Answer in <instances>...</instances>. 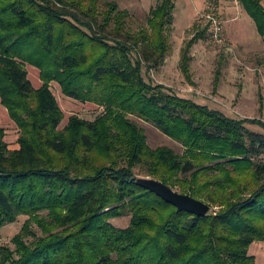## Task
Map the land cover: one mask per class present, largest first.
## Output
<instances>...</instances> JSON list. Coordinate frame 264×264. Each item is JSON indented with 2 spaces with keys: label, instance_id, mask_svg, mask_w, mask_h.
Segmentation results:
<instances>
[{
  "label": "trees",
  "instance_id": "trees-1",
  "mask_svg": "<svg viewBox=\"0 0 264 264\" xmlns=\"http://www.w3.org/2000/svg\"><path fill=\"white\" fill-rule=\"evenodd\" d=\"M175 1L158 0L148 27L130 32L129 13L114 2L0 0V102L20 129L10 151L0 128V229L28 216L14 248L0 246V264H255L248 250L264 241V134L245 123H264L228 118L141 75L170 51ZM238 2L264 39L261 0ZM203 34L182 50L188 82L189 50ZM26 66L39 70L40 88ZM53 81L105 113L91 122L72 116L61 129ZM129 115L184 153L148 148ZM136 167L220 209L177 211L135 184ZM125 214L130 224L116 228L111 219Z\"/></svg>",
  "mask_w": 264,
  "mask_h": 264
},
{
  "label": "rangeland",
  "instance_id": "rangeland-1",
  "mask_svg": "<svg viewBox=\"0 0 264 264\" xmlns=\"http://www.w3.org/2000/svg\"><path fill=\"white\" fill-rule=\"evenodd\" d=\"M109 2L117 3L120 10L129 13L126 29L130 32L148 27V14L159 3L158 0H99L98 4L102 8L103 4ZM210 2L217 4L218 16L222 19L224 40L221 44H213L208 41L205 33L191 45L189 73L192 82H188L180 67L182 50L188 41L198 35V31L203 30L197 23ZM261 2L264 6V0ZM201 4H205L204 7L196 12L195 20L190 22L195 6ZM176 5L175 23L168 31L170 51L160 67L142 70L144 81L162 85L181 97L192 99L195 103L221 112L228 118L255 119L264 123V39L257 31L253 18L247 14L238 0H176ZM26 67L33 87L40 88L43 81L40 80L39 70L34 66ZM50 91L63 113L61 129L72 116L91 122L105 113L104 107L76 101L66 96L58 82H51ZM128 119L135 122L145 134L148 148L169 147L177 155L184 153L185 147L166 133H162L150 121L143 120L137 115H129ZM245 127L264 134V129L258 124L247 122ZM0 128L5 131L3 138L8 150L18 149L20 129L1 102ZM261 158L264 160V153ZM134 173L136 176L148 177L139 174L137 167ZM174 190L181 192L178 189ZM200 201L205 203L203 200ZM210 207V211L220 209L219 206ZM27 218V215L19 216L14 223L0 229V246L14 248L12 238L21 230ZM130 218V214H125L111 220L116 228L123 229L130 224ZM33 233L36 236L41 235L35 225ZM248 255L255 258V264H264V241L252 242Z\"/></svg>",
  "mask_w": 264,
  "mask_h": 264
},
{
  "label": "water",
  "instance_id": "water-1",
  "mask_svg": "<svg viewBox=\"0 0 264 264\" xmlns=\"http://www.w3.org/2000/svg\"><path fill=\"white\" fill-rule=\"evenodd\" d=\"M132 180L140 187L154 192L164 202L172 204L177 211H186L197 217H204L211 209L209 204H205L194 197L192 198L188 194L177 192L155 178L136 176Z\"/></svg>",
  "mask_w": 264,
  "mask_h": 264
},
{
  "label": "built area",
  "instance_id": "built-area-1",
  "mask_svg": "<svg viewBox=\"0 0 264 264\" xmlns=\"http://www.w3.org/2000/svg\"><path fill=\"white\" fill-rule=\"evenodd\" d=\"M199 28L205 30L208 41L213 44H221L224 40L222 19L218 16L217 4L208 3L198 21Z\"/></svg>",
  "mask_w": 264,
  "mask_h": 264
},
{
  "label": "crops",
  "instance_id": "crops-1",
  "mask_svg": "<svg viewBox=\"0 0 264 264\" xmlns=\"http://www.w3.org/2000/svg\"><path fill=\"white\" fill-rule=\"evenodd\" d=\"M175 5H176V1H175ZM205 5V4H204ZM204 5H202L201 4V6H195V8H194V11L192 12V17L190 18L191 20H190V22H193L195 19H194V17L196 16V12L198 11V10H201V8H203L204 7ZM176 7H177V5H176ZM176 10V9H175ZM175 15L173 14V24L175 23ZM173 24H172V26H173ZM189 25H190V23H189ZM172 28V27H171ZM170 28V29H171ZM164 63V62H163Z\"/></svg>",
  "mask_w": 264,
  "mask_h": 264
},
{
  "label": "bare ground",
  "instance_id": "bare-ground-1",
  "mask_svg": "<svg viewBox=\"0 0 264 264\" xmlns=\"http://www.w3.org/2000/svg\"><path fill=\"white\" fill-rule=\"evenodd\" d=\"M55 90V89H54ZM56 91V90H55ZM66 101V100H65Z\"/></svg>",
  "mask_w": 264,
  "mask_h": 264
}]
</instances>
